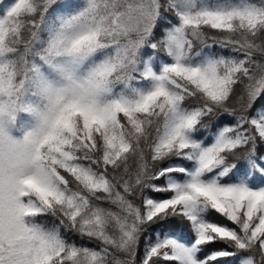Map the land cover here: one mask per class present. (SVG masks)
Here are the masks:
<instances>
[{
    "label": "snow or ice",
    "instance_id": "obj_1",
    "mask_svg": "<svg viewBox=\"0 0 264 264\" xmlns=\"http://www.w3.org/2000/svg\"><path fill=\"white\" fill-rule=\"evenodd\" d=\"M0 264H264V0H0Z\"/></svg>",
    "mask_w": 264,
    "mask_h": 264
},
{
    "label": "trees",
    "instance_id": "obj_2",
    "mask_svg": "<svg viewBox=\"0 0 264 264\" xmlns=\"http://www.w3.org/2000/svg\"><path fill=\"white\" fill-rule=\"evenodd\" d=\"M9 2H11V0H3V3L4 4H7V3H9ZM210 219H213V220H219V222H221V223H225V221H223V220H221L219 217H217L215 214H213L211 217H210ZM73 239H76V242L79 244V243H82V241H80L79 239H77V238H75V237H73ZM212 247H214V248H220V247H223V245H221V244H217V245H213Z\"/></svg>",
    "mask_w": 264,
    "mask_h": 264
}]
</instances>
